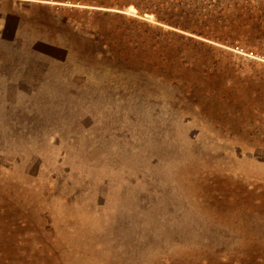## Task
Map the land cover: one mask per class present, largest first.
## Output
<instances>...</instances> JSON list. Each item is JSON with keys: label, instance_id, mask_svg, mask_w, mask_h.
Returning <instances> with one entry per match:
<instances>
[{"label": "rangeland", "instance_id": "374dc122", "mask_svg": "<svg viewBox=\"0 0 264 264\" xmlns=\"http://www.w3.org/2000/svg\"><path fill=\"white\" fill-rule=\"evenodd\" d=\"M32 1L109 80L0 91V264H264V13Z\"/></svg>", "mask_w": 264, "mask_h": 264}, {"label": "crops", "instance_id": "0c3cea01", "mask_svg": "<svg viewBox=\"0 0 264 264\" xmlns=\"http://www.w3.org/2000/svg\"><path fill=\"white\" fill-rule=\"evenodd\" d=\"M31 1L0 0V91L64 92L60 99L71 101V92L94 79L109 80L107 70L99 76L104 65L92 55L88 32L72 31L70 20L45 18L37 10L42 5Z\"/></svg>", "mask_w": 264, "mask_h": 264}, {"label": "trees", "instance_id": "16d2710c", "mask_svg": "<svg viewBox=\"0 0 264 264\" xmlns=\"http://www.w3.org/2000/svg\"><path fill=\"white\" fill-rule=\"evenodd\" d=\"M166 6V4H165ZM175 2H173L172 4H168V7H166L164 10L165 12L167 11V15L168 14H172V16H169V18H166V16H157V21L161 24H165L167 26H170L172 28L175 29H179V30H183V31H189L188 26H185V24H183L181 21V19L183 18L182 16L180 17V15H176L173 13V11L175 10ZM244 9L246 10V12H252L253 10H259L261 13H264V0H245V7ZM195 10L198 12L200 10V8L198 9V7L195 8ZM184 13V11H183ZM252 16H253V12H252ZM257 17V16H256ZM258 17H261L258 16ZM162 32L160 31L159 34H161ZM169 34H171L174 37H184L183 34H178V32L175 31H170ZM254 54H258L257 52H252ZM171 55V54H170ZM264 58V56H263Z\"/></svg>", "mask_w": 264, "mask_h": 264}]
</instances>
